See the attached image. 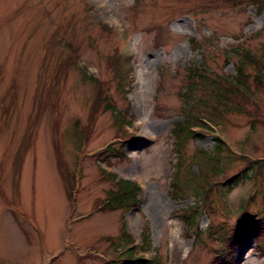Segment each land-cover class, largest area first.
<instances>
[{
  "label": "rangeland",
  "instance_id": "1",
  "mask_svg": "<svg viewBox=\"0 0 264 264\" xmlns=\"http://www.w3.org/2000/svg\"><path fill=\"white\" fill-rule=\"evenodd\" d=\"M237 40L254 56L244 64L245 86L233 80L242 61L230 51ZM116 61L132 77L125 91ZM190 65L229 89L224 106L206 85L188 102L185 88L200 75ZM263 68L264 13L229 0H0V264H126L127 234L139 245L149 235L157 264H211L247 216H257L250 229L264 235V174L250 170L225 184L247 165L242 157L264 159ZM100 82L131 120L135 137L125 144L112 142L121 136L114 113L93 109ZM186 109L218 125L180 147L172 130ZM216 137L228 143L217 174L199 153L214 154ZM178 154L187 184L180 196L172 189ZM102 169L142 187L140 212L99 209L115 187ZM197 206L198 238L182 219ZM257 243H238L234 264H264Z\"/></svg>",
  "mask_w": 264,
  "mask_h": 264
},
{
  "label": "trees",
  "instance_id": "2",
  "mask_svg": "<svg viewBox=\"0 0 264 264\" xmlns=\"http://www.w3.org/2000/svg\"><path fill=\"white\" fill-rule=\"evenodd\" d=\"M229 1L234 5V8H239V7L245 5V7L254 8L256 10V12H259L260 14L264 13V0H229ZM193 42H195V40ZM195 45H196V47L199 46L197 43H195ZM67 47L71 51H73L74 54H76V51L74 50V48L71 44L68 43ZM230 51H232L233 54L238 55L239 58L242 60L241 63L238 65L237 75L235 77H233V80L237 81L238 85L245 86L247 84V80L249 79V77H247V75L245 74V65L244 64H246V62L253 60L254 56L251 55L247 49L242 48V47H235V48L231 49ZM230 51H228V52H230ZM70 58L75 64H77L74 56H70ZM257 62L258 61H255L256 65L259 64ZM114 64L116 65V79L119 82L118 87L121 88L122 90H124L125 88L129 87L130 83H131V81H128V78H129L128 73L129 72L122 70V62H121V67H119L118 61H116ZM190 66H193V68L191 67L192 68L191 71H192L193 75H196V74H200V75L196 76L193 79V81L195 82L194 86L190 83L185 88L183 95H184V97H187L188 102L193 100L190 96L194 93V90L198 91V89H195L196 85H198V86L206 85V86H210V87H207L209 92H210V89L212 90L210 92V94H211L212 100L214 102L217 101V103H215V104L219 107L224 106L226 103L225 90L228 91L229 89L221 88V85L223 84V82H221L219 78H216V79L210 78V76L203 71V68H202L203 66H201V65H190ZM62 69L63 68L60 67V70H62ZM259 78H260V75L258 74L257 78H256L257 83L260 80ZM213 81H214V83H213ZM232 86H236V85L232 84ZM97 93H98L97 97L93 102V109L98 110L99 108H102L105 111L113 112L114 117L117 118V120L119 121V125H120L119 133L121 134V136L117 137V138H119L121 142L126 141L127 138H131L130 137L131 135H129L128 132L126 130H124V127L126 124H131V120H129L127 115L125 113H123L122 111H119V110L116 111V107L113 105L114 102H112L113 100L109 97V94H108L109 91H107V89L105 87V83L104 84H102L101 82L98 83V92ZM105 94H107V97L105 96ZM108 100H109V102H108ZM195 103H197V102H195ZM193 108H198V107L196 105ZM184 117H185V119L183 121H179V122L175 123L173 130H172V133L175 136L176 141H177V146L182 147L183 143L186 142L187 140L203 139L205 133H209V132L213 133L212 129L209 128L200 118H205V119L210 120L213 123H216L213 119H211L207 116L196 118L192 114V109L187 110V112L184 114ZM196 128H198V129H196ZM56 129H57V127H56ZM216 143H217V146L215 149V153L212 155L210 153L204 151V150H199L200 155L207 154L208 156H210L209 157V159H210L209 165H206V167L210 168V172L215 173V174L220 173V170L222 168L220 155L223 154L225 150H228L227 149L228 147L226 146V142L223 141L221 138L216 137ZM26 146L27 147H26V149H24V153L27 150H29V148H30V140L27 142ZM54 147H55L56 156H57L58 161L60 163L61 172H63L64 171L63 159H62V153H61V149H60V143L58 142V140H55ZM179 149H181V148H179ZM178 152H181V150ZM180 154H178L179 155V162L177 165L178 171L175 174L173 181H172V189L176 193V195L179 194V196H180V194L183 193L182 190L187 185V184L183 185V183H182L183 178L180 177L181 170L178 169V166H180V164H181V160H183V158H181ZM106 159H108V158L106 157ZM242 159L247 161V165L245 166V168H243V170L240 173H238L237 175L230 178V180L226 181L225 184L228 185L230 183L236 182L241 174L246 176V173L250 170H252V172H255L254 174H258V175L264 174V160H261V159L254 160V159H248L245 157H242ZM108 161H109V159H108ZM205 164H206V162H205ZM102 174L107 179L113 181L115 187H113L109 191L106 199H103L101 201V203L99 205V208H101L100 210H102V211H105V210L106 211L123 210L125 213L129 212L132 209H136L139 212L141 211V208L139 205L140 204L139 197L142 194V189L140 188V186L138 184H136L130 180L118 179L116 175H114L112 173H108L106 171H102ZM72 175L74 176V179H75V183L73 181V184H74L73 185V192H75L77 190V187H78V185H77L78 182H77L76 176L74 174H72ZM181 176H182V174H181ZM184 177L192 180L191 175L185 174ZM199 178H201V177H199ZM206 178H207V176L205 178H202V180H205ZM216 184L214 183V185H216ZM212 185H213V183L211 184V186ZM207 191L209 194L210 191L209 190H207ZM191 208L194 209L193 213H191L190 215L182 217L184 222L190 228L194 226V220L195 221L198 220L199 213L201 212L199 207H198L199 209L197 211L195 210V207H191ZM246 219L248 222L252 218L247 216ZM194 228H195L196 236L199 237L200 233H199L198 226H194ZM147 230H148V228H146V231ZM147 234H148V231H147ZM258 234L259 235L255 236L253 233V230H250L248 227L246 228L245 221L240 222L239 226L236 229H234V232H232L231 236L228 238V241H229L228 246L225 243V241L222 243V247L219 248V250L217 251V254L213 257L211 264H234V259H233L234 250H235L234 248L237 246L238 243H247L251 239L258 240V243H257L258 250L261 254H263L264 253V235H262L263 233L261 231H259ZM124 245H125L123 247L125 249L124 260H125L126 264H130V263L157 264L158 260L148 261V260H144L143 256L138 257V255L136 254L137 249L135 248L133 241L129 237H128V240L125 241ZM146 245L149 246V241L147 238H146ZM118 260H120V259L118 258L117 260L109 261L107 264H119Z\"/></svg>",
  "mask_w": 264,
  "mask_h": 264
}]
</instances>
